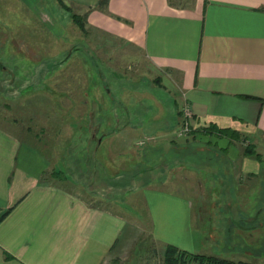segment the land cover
Listing matches in <instances>:
<instances>
[{
	"label": "crops",
	"instance_id": "obj_1",
	"mask_svg": "<svg viewBox=\"0 0 264 264\" xmlns=\"http://www.w3.org/2000/svg\"><path fill=\"white\" fill-rule=\"evenodd\" d=\"M61 1L77 9L84 27L92 30L95 38L125 48L120 55L140 62L152 75L154 86L145 84V92L151 89L152 95L128 96L131 106H151L139 119L133 118L139 114L127 107L130 102L123 100L122 92L113 93L107 82L109 102L93 98L94 112L102 109L98 112L105 114L108 110L93 133L96 159L100 149L105 168H114L116 161L111 163L107 157L109 144L105 142L102 149L101 143L121 131L119 128H137L141 136L154 138L151 147L171 141L172 151L183 144L190 154L182 157L175 152L172 157L192 164L194 174L189 179L194 186L200 177L208 185L204 194L193 196L169 190L159 183L178 184L180 171L151 174V166L161 160L151 163L147 155L140 157L145 164L130 176L140 186L136 190H140L147 212V228L141 230L161 245L188 251H195L198 245L200 251L236 253L237 244L242 243L238 249L244 256L264 257V151L256 150L260 157L251 156L245 147L237 151L225 135L202 130L215 125L264 143V0ZM73 48L67 49L60 63L78 49ZM82 52L88 53L94 70L110 69L98 63L94 49ZM83 62L85 65L86 60ZM0 68L8 71L4 62ZM115 83L118 88L119 82ZM184 103L190 107L191 117L187 135L179 136L175 130L182 125ZM104 104L110 107L103 110ZM119 104L124 106L120 111ZM109 118L114 122L111 126L120 120L124 123L104 131L101 122ZM30 126L21 125L14 131L0 124V264H106L115 256L122 233L124 237L133 233L123 230L127 223L119 212L117 195L92 194L85 187V176H71L64 172L63 164L55 168L47 143L50 140L40 139ZM193 143L205 147L200 148L205 150L200 162L192 156L199 153L193 151L195 146L189 147ZM133 148L135 152L139 149ZM148 148H143L145 153ZM54 171L63 173L54 175ZM116 175H110L106 186L117 185L112 179ZM215 183L221 188L211 191ZM199 200L209 201L205 209ZM217 204L221 206L219 214ZM206 213L216 217L218 224L208 227ZM230 217L240 218L238 226L230 223Z\"/></svg>",
	"mask_w": 264,
	"mask_h": 264
},
{
	"label": "rangeland",
	"instance_id": "obj_2",
	"mask_svg": "<svg viewBox=\"0 0 264 264\" xmlns=\"http://www.w3.org/2000/svg\"><path fill=\"white\" fill-rule=\"evenodd\" d=\"M36 1L0 0V62H4L8 66V71H3L0 68V124L14 131L19 130L21 125L29 126L30 124L40 139L50 140L47 143L50 145L51 161L54 163L53 165H56L55 168L58 163L59 166L63 164L64 172L70 173L71 176L75 178H81V175L85 176V187L92 194L96 193L106 197L117 195L118 205H121L119 212L122 214L124 222L127 223L123 230H127L129 234L133 233L125 235V237V232L122 233L118 248L115 250V256L110 258L106 264H163L164 245L153 241L146 231L141 230L142 227L147 228L145 222L147 212L141 201L140 190H136L139 185L135 184L130 175L133 171L141 170L140 168L146 160L142 161L140 157L147 155L151 163L156 159L161 160L158 161L159 163H154L153 167L151 166V174L161 173L160 175L165 176L168 172L172 175L180 171L178 184L174 185L168 181L159 183V185L169 186V190L187 195L197 192L204 194L207 188L205 180L200 177L198 186H194L193 180L191 182L189 179L191 173L194 174V171L190 170L194 168L192 164L187 161H178L172 157L175 152H179L182 157L190 154V152H186L183 144H179V147L172 151L169 150V148H173L171 141L151 147L153 137L141 136L143 133L137 128H119L124 123V120H120L117 122V126H114L121 131L114 130L116 131L115 135L105 138L100 145L104 149L105 142L109 144L111 148L110 155L107 154L109 161L111 163L116 161L115 167L122 169L118 175L112 178L116 179L117 185L113 188L106 186V182L111 181V178H109V170L103 165L102 152L99 149L96 159L92 150L96 144L93 129L100 118L106 117L108 110L105 111V114H101L98 111L102 109H96L95 113L93 98L95 96L102 97L109 102V94L105 89L104 82L113 87V93L120 94L122 92L123 100L127 99L128 102H130L128 96L138 99L141 93L152 95L151 89L145 92L147 82L149 88L154 86L151 80L152 75L143 68L142 64L139 66L140 62L121 56L120 53L125 48L119 49L115 42H104L103 39L99 41L98 37L95 38L93 31L85 28L84 24L79 22L81 14L71 4L61 0ZM82 36L86 37L87 41L83 40ZM77 45L79 48L74 49L73 47ZM70 47L74 49L73 53L67 60L60 63ZM15 49L20 51H14ZM79 49L80 51H78ZM82 49L97 51L99 57L95 58L98 63L104 64L110 69L102 67L101 73L94 70L90 65V58L87 57L88 53L82 52ZM83 60H86L85 65ZM144 77L148 81H145ZM138 79H142L141 83H136ZM115 81L119 82L118 88L115 86ZM132 81L134 82L132 83ZM133 86L136 89H143L144 92L133 90ZM84 100L89 101L84 104ZM137 103L139 104V102ZM135 104L132 106L131 102L127 104L128 108L136 110L133 113L140 115L133 114L134 119L141 118L142 112L151 109V106L146 104L141 103L137 107ZM109 107V104H104L101 108L105 110ZM117 107L118 111L122 107L124 108L122 104ZM102 123L104 131L111 128L112 123L114 124L110 118L109 121L101 122V125ZM179 132L181 133L179 134ZM186 132L181 129V125L175 130V134L179 136ZM225 136L237 151L248 146L253 152L251 156L257 157H260V153L264 151V143L253 136L236 131H229ZM137 146L139 149L136 152L133 151V147ZM142 146L150 147L147 153L144 152L145 149ZM192 146L197 148L193 151L199 152L191 151V153H195V156L192 155L193 158L198 159V162L202 161L204 159L202 151L205 150L200 148L205 147L194 143L189 145L190 148ZM256 150L260 153H257ZM165 158L171 159H167L170 165H166ZM155 166L159 168L154 171ZM198 169L200 170V168ZM139 174L142 175V173ZM183 176H187V179L184 180ZM139 181L141 179L137 180V182ZM164 185L162 187H165ZM130 190L134 192L131 193ZM207 202L209 201H198L202 207L207 205ZM219 208L221 206L215 208L218 214ZM141 215L143 217H140ZM206 215L208 220L210 219V222L207 223L208 227L218 224L216 217H210L209 213ZM223 219L221 218L222 222H224ZM239 220L240 218L237 217L236 221L230 220V223L233 226H238ZM207 230L208 228L205 226V231ZM241 245L242 243L237 244L238 247ZM238 247H236V253L220 254L209 249L200 251L201 249L197 245L196 250L199 252L196 250L191 252L225 257L232 261H241L244 264H264L263 256H244L239 252ZM192 264L202 263L196 261ZM206 264L221 263L216 260L207 261Z\"/></svg>",
	"mask_w": 264,
	"mask_h": 264
},
{
	"label": "trees",
	"instance_id": "obj_3",
	"mask_svg": "<svg viewBox=\"0 0 264 264\" xmlns=\"http://www.w3.org/2000/svg\"><path fill=\"white\" fill-rule=\"evenodd\" d=\"M81 18H82V16H81ZM81 18H80L79 22H81L83 25V20ZM202 130L206 131V132H214V133H217L219 135H227L229 131H232L231 129L219 128L215 125H212V126L209 125L207 127H204ZM246 149H247L246 153H249V154L253 153L251 151V149L248 148V146L246 147ZM106 169L109 170V175H111V176H113V174H115V173H119V171L122 170L120 167H114L113 168L110 166L107 167ZM53 173H54V175H58V174L62 175L63 171H54ZM206 187H208V185H206ZM211 187H213V189L211 191L220 190V188H221V186L217 185L216 183L211 185ZM224 188H226V187H224ZM210 203H212V202H210ZM217 206H219V205L217 204ZM229 219L232 222L237 220V218H235V217H230ZM162 254H163V264H192L196 261L198 263H202V264L205 263L206 264L207 261H216V260L218 262H220L221 264H244L241 261L236 262V261L229 260L225 257H216V256H208V255L198 254L195 252L188 251L186 249L179 248V247L172 245V244H165L163 251H162Z\"/></svg>",
	"mask_w": 264,
	"mask_h": 264
},
{
	"label": "built area",
	"instance_id": "obj_4",
	"mask_svg": "<svg viewBox=\"0 0 264 264\" xmlns=\"http://www.w3.org/2000/svg\"><path fill=\"white\" fill-rule=\"evenodd\" d=\"M180 111L182 113V118H183L181 129L186 132L188 130V127H189L188 120L191 117V109L187 104L184 103L183 105H181ZM180 133L181 132H179V134Z\"/></svg>",
	"mask_w": 264,
	"mask_h": 264
},
{
	"label": "flooded vegetation",
	"instance_id": "obj_5",
	"mask_svg": "<svg viewBox=\"0 0 264 264\" xmlns=\"http://www.w3.org/2000/svg\"><path fill=\"white\" fill-rule=\"evenodd\" d=\"M74 48H79V45L74 46ZM96 128V127H95ZM95 128L93 129V133L95 132Z\"/></svg>",
	"mask_w": 264,
	"mask_h": 264
}]
</instances>
